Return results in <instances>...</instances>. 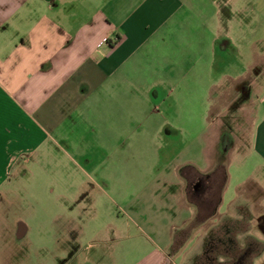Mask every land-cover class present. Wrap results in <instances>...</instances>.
Wrapping results in <instances>:
<instances>
[{"label": "crops", "instance_id": "obj_1", "mask_svg": "<svg viewBox=\"0 0 264 264\" xmlns=\"http://www.w3.org/2000/svg\"><path fill=\"white\" fill-rule=\"evenodd\" d=\"M230 49L253 53L248 71L221 96L263 89L255 81L264 72L258 73L264 67V0H0V202L17 164L45 160L57 148L59 162L77 164L71 176L101 173L103 184L93 188L120 185L122 194L142 192L143 211L156 213L159 200L180 195V205L166 203V210L181 214L180 227L175 234L163 230L169 213L154 219L151 224L160 227L156 247L133 264L200 263L211 234L227 226L226 216L236 229L228 242L239 247L232 263L264 264V174L261 181L247 176L245 189L224 207L225 157L233 152L225 155L224 148L209 156L214 119L206 118V104L220 91L213 92L222 81L219 51ZM259 106L251 130L260 162L254 168L261 170L264 98ZM166 131L172 134L169 144L188 138L185 150L192 132L202 144L197 159L175 167L178 192L166 174L154 173ZM146 147L148 171L129 174L130 162L145 164V154L135 151ZM182 207L193 216H183ZM127 257L122 254L121 262Z\"/></svg>", "mask_w": 264, "mask_h": 264}, {"label": "rangeland", "instance_id": "obj_2", "mask_svg": "<svg viewBox=\"0 0 264 264\" xmlns=\"http://www.w3.org/2000/svg\"><path fill=\"white\" fill-rule=\"evenodd\" d=\"M252 53V49L242 52L235 49L219 51L216 70L221 73L219 78L222 81L219 80L213 92L220 91L214 93L205 105L206 118L209 121L214 119L208 127L210 158L221 153L224 148L225 155L230 153L229 149L233 152L225 157L227 189L224 207L236 197L238 190L245 189L243 180L247 176L257 181L264 179V164H261V170L256 168L260 162L253 154L251 130L254 118L258 117V114L254 117L253 111L259 108V112H262L259 105L264 98V88L255 87L248 96L239 95L237 90L226 92L225 96L220 93L223 89L231 90L235 84L234 79L248 71L251 62L248 57ZM260 62L262 59L258 56ZM261 70H264L263 66L258 68V73ZM259 76L255 84L264 85V72ZM233 98L235 100L229 105ZM211 102L214 103L213 112L209 109ZM194 119L200 121L197 116ZM196 133H190L193 138L191 145L187 146L190 151L185 150L188 138L178 136L173 145L169 144L171 132L162 134V157L154 173L161 171L166 174L173 191H179L176 185L178 178L172 174L175 167L183 165L189 157L197 159L200 155L202 144L200 140H195ZM141 150L135 153L145 154L146 162H130L129 174H135L140 169L148 171L151 165L148 163L149 149L146 147ZM49 155L45 160L35 158L29 164H17L9 179V190L0 202V264H133L156 247L154 241H157L160 227L151 224L154 219L160 217L164 220L169 213L170 219L164 224L163 230L175 234L180 227L181 214L175 209L166 210L167 204L172 207L174 201L179 203L180 195L173 197L174 201L162 195L163 200H159L160 206L156 213L152 210L143 211L139 205L144 202V195L137 192V189L124 194L120 185L113 190L109 186L95 189L93 186L97 181L103 184V180L99 179L100 172H94L92 178L86 174L74 177L71 174L78 171L77 164L59 162L57 148ZM130 155L133 157V151ZM97 157L104 160L103 153H97ZM79 166L94 170L93 164L80 162ZM159 177L154 178L152 185L159 181ZM114 182L118 183L119 180ZM249 187L246 185V189ZM182 211L183 216H193V212L186 207H182ZM225 219L227 226L211 234L198 264H232L236 261L239 247L236 251L232 243H229L236 230L235 224L232 217L226 216ZM21 224L27 226V231L18 237ZM122 254L128 256L123 262ZM219 259L223 260L219 262ZM242 263L249 264L250 261L246 259Z\"/></svg>", "mask_w": 264, "mask_h": 264}, {"label": "water", "instance_id": "obj_3", "mask_svg": "<svg viewBox=\"0 0 264 264\" xmlns=\"http://www.w3.org/2000/svg\"><path fill=\"white\" fill-rule=\"evenodd\" d=\"M26 233V228L21 224L20 230L18 232V237H22Z\"/></svg>", "mask_w": 264, "mask_h": 264}, {"label": "flooded vegetation", "instance_id": "obj_4", "mask_svg": "<svg viewBox=\"0 0 264 264\" xmlns=\"http://www.w3.org/2000/svg\"><path fill=\"white\" fill-rule=\"evenodd\" d=\"M200 183H201V185H204V184H205V182H204V181H202V180H201V182H200ZM230 264H231V263H230ZM232 264H233V263H232ZM235 264H236V263H235Z\"/></svg>", "mask_w": 264, "mask_h": 264}]
</instances>
